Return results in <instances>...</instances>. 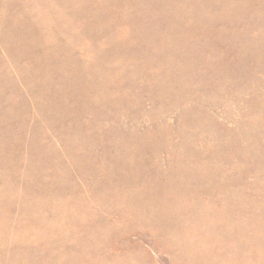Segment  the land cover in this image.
Segmentation results:
<instances>
[{
    "label": "rangeland",
    "instance_id": "obj_1",
    "mask_svg": "<svg viewBox=\"0 0 264 264\" xmlns=\"http://www.w3.org/2000/svg\"><path fill=\"white\" fill-rule=\"evenodd\" d=\"M0 264H264V0H0Z\"/></svg>",
    "mask_w": 264,
    "mask_h": 264
}]
</instances>
